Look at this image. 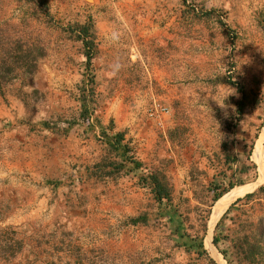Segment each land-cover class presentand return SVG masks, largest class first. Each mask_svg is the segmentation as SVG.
Masks as SVG:
<instances>
[{"label":"rangeland","instance_id":"374dc122","mask_svg":"<svg viewBox=\"0 0 264 264\" xmlns=\"http://www.w3.org/2000/svg\"><path fill=\"white\" fill-rule=\"evenodd\" d=\"M117 19H158L160 32L178 35L179 46L159 68L145 66L157 57L128 54ZM107 20L116 31L100 34ZM88 21L95 39L87 64L86 46L72 29ZM28 50L36 58L32 76L16 61ZM12 55L16 77L0 86V230L13 228L22 242L26 237L18 214L30 201L14 198L11 177L43 186L64 181L76 197L89 178L105 189L107 181L128 176L143 200L119 226H138L145 235L152 245L147 254L155 255L148 264H246L234 245L256 233V224L260 252L250 264H264V189L258 191L264 187V0H0V60L10 63ZM82 92L88 120L80 116ZM102 130L123 133L144 168L166 176L171 204L156 203L140 186L141 170L87 176L86 167L108 156ZM230 185L246 188L209 224L213 195ZM17 255L0 257V264H17Z\"/></svg>","mask_w":264,"mask_h":264},{"label":"crops","instance_id":"0c3cea01","mask_svg":"<svg viewBox=\"0 0 264 264\" xmlns=\"http://www.w3.org/2000/svg\"><path fill=\"white\" fill-rule=\"evenodd\" d=\"M117 20L124 23L121 30L126 33V44L123 48L128 54L157 57L152 64L145 62V66L159 68L167 61L164 57L172 56L179 46L178 35L160 32L158 19ZM168 20L171 22L172 19ZM99 24L100 34L116 31L108 20ZM110 52L106 51L104 55ZM80 147L83 150L84 145ZM94 155L96 152L90 157ZM14 170L19 172L20 169L14 167ZM10 179L17 190L14 198L30 201V205L20 209V213H27L18 214L23 217V222L26 221L23 227L26 226L27 231L26 237L23 233L22 249L14 259L17 264H148L155 256L153 253L148 256L150 244L138 226H119L125 216L141 210L140 188L137 183V187H131L136 181L130 177L107 181L105 189L89 178L82 183L76 197L64 181L47 182L45 186L42 183L41 186L35 178L15 176ZM106 188H109L108 192L103 191Z\"/></svg>","mask_w":264,"mask_h":264},{"label":"trees","instance_id":"16d2710c","mask_svg":"<svg viewBox=\"0 0 264 264\" xmlns=\"http://www.w3.org/2000/svg\"><path fill=\"white\" fill-rule=\"evenodd\" d=\"M73 32L77 34L79 40H81L86 46L87 52L85 53V58L87 64L90 62L92 58V54L89 52V49L94 44L95 33L94 27L90 23V21L86 23H76L75 28L72 29ZM14 51V49H13ZM32 50H28L24 53V55H20L16 57V61L20 62L18 68L22 70L21 72L32 76L36 72V58L30 53ZM12 57V62L8 63L5 59L0 60V86L1 84L11 81L16 77V68L14 67V55ZM90 94L92 95L93 89H91ZM80 102V116L82 119L88 120L87 115V95L84 92L81 93V97H79ZM239 110L241 111L243 107V102L238 103ZM46 128L49 127V123H43ZM102 134L106 136V146H107V154L102 161L95 163L92 167H86V173L88 177H92L95 179L103 178V177H112L116 178L120 176V174H130L135 170H141L144 175L140 177L139 184L142 187L149 188L151 194L153 195L154 200L158 204H166L169 205L172 203L171 197V186L168 183L166 176L159 172L153 171L150 169L144 168V164L140 162L138 159L134 157L131 153V148L127 142H124V134L121 132H117L112 136H109L102 130ZM233 185L228 186L227 188L220 189L219 192L213 195V201H218L223 195L229 192L232 189ZM264 187H259L258 191L263 190ZM255 191L244 194L242 198L250 199L254 196ZM242 198H237L233 204L240 201ZM227 212V211H226ZM225 212V213H226ZM224 213V214H225ZM132 222H137L136 220H141V217L131 219ZM135 220V221H134ZM143 219L142 221H144ZM260 224L252 225V227H257L256 233L253 231H248V233L243 234L241 238H243L244 242L239 243L236 246V255L238 257V262H244L246 264H250L254 261L255 254H259L260 250L257 245L256 234L260 233ZM256 239V242H250L251 239ZM217 236L213 237V244H217ZM198 246L205 252L203 249L202 243L199 242ZM22 249V241L16 237V232L13 228L7 227L3 230H0V257L3 258H13L15 257ZM226 257L224 256V259ZM213 264H216L213 262Z\"/></svg>","mask_w":264,"mask_h":264},{"label":"bare ground","instance_id":"6f19581e","mask_svg":"<svg viewBox=\"0 0 264 264\" xmlns=\"http://www.w3.org/2000/svg\"><path fill=\"white\" fill-rule=\"evenodd\" d=\"M261 143V142H260ZM259 144V143H258ZM257 144V145H258ZM262 144V143H261ZM262 146V145H261ZM261 149V148H260ZM260 151L259 150V146L257 147V150L255 151L254 157H259L260 156ZM257 160V158H256ZM259 167V166H258ZM246 187H240V188H234L232 190H230L228 193H226L225 195H223L218 201H216L215 207L214 209L212 208L213 212H211L210 215V220H209V224L210 222H212V224H214V222L216 221V219L220 216V214L222 213V211L225 209V207L227 206V204L233 200L236 196H238L243 189ZM211 218L213 221H211ZM206 238V237H205ZM209 239V238H208ZM207 239L206 243L209 247L210 246V242ZM212 244V243H211ZM213 246V245H212ZM214 248V247H213ZM215 249V248H214ZM216 250V249H215ZM211 252V251H210ZM213 253V252H212ZM221 256V255H220ZM217 258V257H216ZM223 259V258H222ZM216 260V259H215ZM217 261V260H216ZM218 262V261H217ZM219 263V262H218ZM220 264V263H219ZM225 264V263H224Z\"/></svg>","mask_w":264,"mask_h":264},{"label":"built area","instance_id":"2783aa9c","mask_svg":"<svg viewBox=\"0 0 264 264\" xmlns=\"http://www.w3.org/2000/svg\"><path fill=\"white\" fill-rule=\"evenodd\" d=\"M157 109H158L157 106H155V110H157ZM159 111L166 112V109H165V107H160L159 106Z\"/></svg>","mask_w":264,"mask_h":264}]
</instances>
